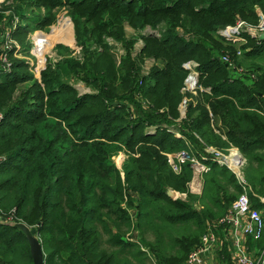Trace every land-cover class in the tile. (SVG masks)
<instances>
[{"label":"trees","instance_id":"16d2710c","mask_svg":"<svg viewBox=\"0 0 264 264\" xmlns=\"http://www.w3.org/2000/svg\"><path fill=\"white\" fill-rule=\"evenodd\" d=\"M15 2L45 12L0 10V53L4 32L16 41L64 13L75 23L82 59L65 58L62 66L90 91L80 93L56 64L36 80L27 61L14 56L25 54L26 38L17 40L20 51L8 52L10 71L0 61V264H32L26 236L11 220L36 230L44 264H185L243 188L227 164L207 154L208 146L242 153L247 193L264 219V61L249 63L250 76L234 73L241 57L264 59V38L243 31L246 42L237 44L219 34L237 20L258 24L264 0ZM126 25L160 32L141 35L134 58ZM109 39L124 46L117 59ZM226 50L235 69L223 60ZM145 58L154 65L140 73ZM187 61L197 63L200 88L186 102L176 136L169 118L179 116L187 97ZM120 151L127 155L123 176L112 160ZM181 152L187 158L176 156ZM194 160L207 166L197 193L189 187ZM246 243L251 251L263 247L264 229ZM224 254L230 261L227 246Z\"/></svg>","mask_w":264,"mask_h":264},{"label":"built area","instance_id":"2783aa9c","mask_svg":"<svg viewBox=\"0 0 264 264\" xmlns=\"http://www.w3.org/2000/svg\"><path fill=\"white\" fill-rule=\"evenodd\" d=\"M259 18V23L253 27L248 25L243 20H237V23L235 24H228L220 28L219 34L226 37L227 39L234 41L242 39L241 35L243 31L249 32L254 37L258 36L261 31H264V16L260 14ZM17 22H19V20L15 18V22L10 28L11 31L16 30V27L18 26ZM2 38L3 44L0 53V61L3 70L10 71L11 61L9 59L8 52L10 49L20 51V45L14 39H11L9 37L8 31L4 32ZM48 44L49 39L47 35L44 34L40 28H34L28 38V46L26 48L30 47L31 49L29 53L31 54V56L35 58V60H40V58H42V55L44 54V51L48 49ZM239 52V50L236 51L237 54ZM21 55L23 54L20 52H14L15 57H20ZM222 57L230 67L235 69V65L232 63L228 55H224ZM24 58L30 59L26 56H24ZM183 66L184 68L188 69V73L184 80L182 92L186 93L187 90H192V92L196 94L197 88H200L197 84V63L194 61H187L183 64ZM36 68L37 70H39L40 65H38V67ZM254 76V73H251V77ZM37 78H39V76H37ZM151 130H154V127H152ZM176 136H180V134L176 133ZM178 154L181 156V158H187V155L184 152ZM232 155V157L228 158V161L230 162L226 161L228 163L227 165L233 168L232 170L238 177L239 182L242 183L243 187L245 188V177L242 176V174H239L238 170L242 165V159H234L233 157H235V153ZM224 158L226 159V156H224ZM219 162L223 163L222 161ZM193 168L194 171L192 180L190 181L191 183H189V187L191 191L199 192L202 185L200 175L201 172L207 169V166L203 165L198 160H194ZM173 169L177 170L175 166ZM263 199L264 198H262V200ZM219 225L223 226V229L226 230V233L230 240L232 264H263L264 253H261L259 255V258H257L255 255H253L252 251L249 249L246 243L248 236H251L254 239H257L261 236L264 229V219L262 216V211L252 207L249 194L245 189L241 191L240 195L235 200H233L230 207L227 209V212L222 218L218 219L214 223H210L207 226V231L201 234L199 241L195 244V247H193L188 252L185 264H209V262L207 261V254L208 252L213 251L216 248L215 246L219 242V236L216 229Z\"/></svg>","mask_w":264,"mask_h":264},{"label":"rangeland","instance_id":"374dc122","mask_svg":"<svg viewBox=\"0 0 264 264\" xmlns=\"http://www.w3.org/2000/svg\"><path fill=\"white\" fill-rule=\"evenodd\" d=\"M39 9L42 11V13L45 12V9L39 8V7H32V8H28V9H26L24 6L20 7L17 4V2L14 3V0H0V10L4 11L6 13H12L16 16L19 15L20 13H24V12H25V16L26 15L28 16V15H30V11H32L31 12V14H32V13L39 11ZM74 24L68 16H66L64 13H61L59 18L57 17V20L52 25L41 29L43 31V33L46 34L48 39H49L48 49H46L44 51L42 58H40V60H35V58H33L31 56V54L29 53L31 48L28 47V48H24V50H23V51H25V54L21 55L20 57L17 56L15 59L27 61L28 66H27L26 71L28 73H30L36 80H37V76H40L41 72L44 71L45 66H47L48 64H51V66H53V68H54V66L56 64L57 66H55L54 69L57 68L56 71H58V68H59L60 73H62L61 77L65 81H67L68 83L74 85L75 88H77V90L80 93H85V92L90 91V88L86 85V83L79 80L78 78L74 77L73 75L69 74L67 71L64 70V66H62V61L65 58L77 57L79 59H82V53L80 50L81 47L77 42V31L75 29ZM33 29L34 28H32V30L29 31V33L25 34V36L24 35L21 36L20 39L26 38L28 40ZM159 32L160 31H158V27L157 28H151V27L147 26L143 29H135V28L128 26V25L125 26L126 38L127 39H135V43L131 49L132 55L134 56V58L137 57L138 52L143 45L141 35H143V34H156L157 35V34H159ZM241 36H242V39H238L237 44L246 42V39L243 36V34ZM15 39L20 41V39L18 37ZM17 40H16V42L18 43ZM108 42H109V47H110L111 51L113 52V54L115 55L116 59L119 57V55L124 54V46L122 43H120L118 41L111 40V39H109ZM59 45L65 46L63 48V50H60L62 48H60ZM238 50L240 52L238 54L237 53L236 54H237V56L238 55L241 56L242 55V53H241L242 49L240 47H238L236 51H238ZM226 52H227L226 54L229 56L230 60L233 61L232 54H230L227 50H226ZM24 56L29 57L30 59L24 58ZM222 56H224V55H222ZM240 61H242L243 63H241L240 65L239 64L237 65V69L234 70V73L236 75H238L240 72H245V73H248L250 76V72L253 70L255 71V69H253V66L249 65V63L250 64L252 62L253 63L260 62L261 63L262 61H264V59L256 58V60H245L243 57H241ZM38 65H40L39 70H37V68H36V67H38ZM153 65H154L153 59H151V58H145L144 60L142 59L141 61H139L140 73L147 72ZM256 71H258V70L256 69ZM197 84H199L198 81H197ZM26 85L27 84H20L19 86H17V89L24 88ZM186 93L185 94L187 95V97L184 100L182 99L183 101L178 106L179 116L177 118H173V119L171 117L169 118L171 120V122L169 123V126L174 128L171 131L175 135H176V133H180V131L177 130L176 127L181 126V122L184 119L183 117H185L186 102H189V101L194 99V98H191L192 97L191 95L193 93L192 90H187ZM193 94H195V93H193ZM194 114H196V113H194ZM218 123H219L218 120H216L214 122V124H218ZM149 129L151 130L152 127H149ZM234 149L235 148H230L229 151L227 153H223V155H222V153L217 152L215 150V148L210 147V146H208V149L207 150L205 149V150L207 151V154L210 153L218 161H222L224 164H228L226 161L229 160L228 158H230V156L231 157L233 156L232 154H234ZM235 150H236L235 151L236 154H235V157H233V158L234 159L238 158L239 160L242 159V165L238 170H239V174H242V176H244L243 166L246 163V159L241 156L242 153H240L237 149H235ZM176 156H177V154H176ZM224 156H226V159L224 158ZM169 157L171 158V155ZM178 157L180 160H183L185 158V157L181 158V156L179 154H178ZM126 159H127V155L123 151L122 152L120 151L119 153H117L116 155H114L112 157V160L115 163L116 167L119 169L121 176H123V168H124V163H125ZM228 162H230V161H228ZM189 183H191V182H189ZM244 189L247 191L248 187L247 186L245 188L243 187L242 191ZM192 192H195V191H192ZM11 222L14 223V222H19V221H12L11 220ZM255 250H252L253 255H255L257 258H259V255L261 253H264V246L262 247V245H261L259 249H255Z\"/></svg>","mask_w":264,"mask_h":264},{"label":"water","instance_id":"95a60500","mask_svg":"<svg viewBox=\"0 0 264 264\" xmlns=\"http://www.w3.org/2000/svg\"><path fill=\"white\" fill-rule=\"evenodd\" d=\"M258 36L260 38H264V31H261L258 34ZM167 192L172 197L178 195L176 192L172 191V189H168ZM10 225L21 230L26 236V239L29 244L30 255L32 257V264H44V252L42 249L41 241L37 237L36 230L30 228L29 226H27L22 222H14V223H10ZM263 264H264V260H263Z\"/></svg>","mask_w":264,"mask_h":264},{"label":"crops","instance_id":"0c3cea01","mask_svg":"<svg viewBox=\"0 0 264 264\" xmlns=\"http://www.w3.org/2000/svg\"><path fill=\"white\" fill-rule=\"evenodd\" d=\"M232 148H234V147H232ZM235 149H237V148H235ZM235 149H234V151H236ZM231 169H233V168H231ZM259 210L262 211L261 209H259ZM131 212H133V210ZM216 229H217L218 236H219V242L215 246L216 248L213 251L208 252L207 261L209 262V264H232L230 240L228 238L226 230L223 229V226H220V225ZM226 246H227V251L229 253L230 261L227 260L226 254H224V249Z\"/></svg>","mask_w":264,"mask_h":264},{"label":"bare ground","instance_id":"6f19581e","mask_svg":"<svg viewBox=\"0 0 264 264\" xmlns=\"http://www.w3.org/2000/svg\"><path fill=\"white\" fill-rule=\"evenodd\" d=\"M231 157V156H230Z\"/></svg>","mask_w":264,"mask_h":264}]
</instances>
